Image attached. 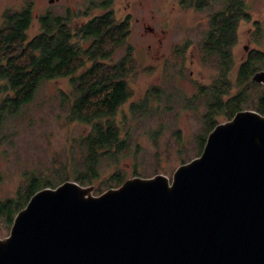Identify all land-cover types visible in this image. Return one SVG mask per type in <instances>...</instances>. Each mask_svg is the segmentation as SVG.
I'll return each mask as SVG.
<instances>
[{
	"label": "water",
	"instance_id": "water-1",
	"mask_svg": "<svg viewBox=\"0 0 264 264\" xmlns=\"http://www.w3.org/2000/svg\"><path fill=\"white\" fill-rule=\"evenodd\" d=\"M92 192L69 180L35 192L0 239V264H264V114L214 126L171 180Z\"/></svg>",
	"mask_w": 264,
	"mask_h": 264
},
{
	"label": "rangeland",
	"instance_id": "rangeland-1",
	"mask_svg": "<svg viewBox=\"0 0 264 264\" xmlns=\"http://www.w3.org/2000/svg\"><path fill=\"white\" fill-rule=\"evenodd\" d=\"M30 1L33 15L28 30L30 37L39 32V17L52 5L55 6L56 13L64 14L67 10L83 11L89 3L87 0H55L51 5L49 0ZM244 3L250 19L241 20L237 26L236 43L233 47L236 62L241 61V57L246 54L245 45L252 52L261 51L264 54V0H244ZM25 5V0H0V24L5 11H18ZM111 9L117 21H122L127 15L130 17L127 40L112 53L111 59L119 60L125 55L128 46H131L133 57L140 61L127 78L132 95L117 112L118 119L126 115L139 151L122 157L116 166L104 164L100 168L101 177L94 184L84 186H91L93 195H96L95 188L101 186L102 180L116 168L124 172L127 179L135 176L150 178L162 174L171 180L178 166L197 157L199 139L205 130L202 117L204 102L188 103L192 99V93H195L192 79L208 85L207 76L214 77L216 71L214 65H196L199 61L194 44L196 41L192 42L191 47L194 50L193 59H196L192 67L196 72L193 77L190 76L189 69L180 70L177 66L171 67L170 60L167 62L173 31L178 29L181 31L179 36H182L183 31L186 33L193 26L205 24L204 14L208 11L202 14L189 12L182 9L177 0H113ZM96 13L99 12L92 11V14ZM83 21L84 17L80 15L74 24L79 25ZM176 23L180 24L179 28H176ZM84 46H87L86 43ZM166 58L167 65L164 62ZM230 81V93H233L238 87L234 86V78ZM247 86L241 85L242 91L248 89ZM69 89L68 78L46 81L39 88L35 101L26 114L8 122L4 135L0 138V201L15 198L29 172L38 171L49 177L53 175V170L58 167L53 159L59 156L61 161H66L72 139L88 132L85 125L79 122L69 123L65 119L68 104L61 109L60 102L69 93ZM147 92L151 93L147 104L148 112L140 117H131L130 103L138 102ZM156 95L161 97L156 98ZM227 120L218 117L214 126ZM5 221V218H0V239L7 237L11 228Z\"/></svg>",
	"mask_w": 264,
	"mask_h": 264
},
{
	"label": "trees",
	"instance_id": "trees-1",
	"mask_svg": "<svg viewBox=\"0 0 264 264\" xmlns=\"http://www.w3.org/2000/svg\"><path fill=\"white\" fill-rule=\"evenodd\" d=\"M88 1L94 6L99 4L93 0ZM25 2L21 10H7L1 16L0 138L10 120L26 114L39 88L46 81L57 78H68L70 85L69 93L60 102L61 109L68 104L66 121L79 122L89 130L72 139L68 150L70 161L66 159L63 162L59 156L53 159L58 164L53 175L49 177L38 171L29 172L15 198L0 201V218H5L8 226L12 225L13 216L25 207L35 192L46 187L54 188L67 180L81 186L94 184L101 177L100 168L104 164L116 166L122 157L139 151L126 115L117 118L118 109L132 95L127 83L128 75L133 72L126 63L128 56L118 62L110 61L111 66L104 63L110 60V54L128 35L127 20L118 22L111 12L105 11L82 25H75L72 20L80 14L78 12L67 11L60 16L41 15L39 32L30 37L28 30L33 20L32 1ZM104 2V8L107 9L106 4H110L111 0ZM89 3L87 7L91 8ZM87 7L82 13L87 11ZM221 12L223 23L216 26L215 37L219 38V43L227 45L235 30L234 24L237 25L240 20H249L250 17L244 0H224ZM87 63L90 65L86 66ZM251 66H243L242 78ZM241 85L244 87L248 84ZM247 88L227 103L211 100L215 107L203 116L205 130L199 139L197 156L218 117L229 120L236 112L245 109L264 114V91L257 85H248ZM149 96L151 93L147 92L138 102L130 103L131 117H140L148 112ZM199 101L202 99L197 101L193 98L188 103L191 105ZM126 179L125 173L116 168L102 180L101 186L95 188V194L117 188Z\"/></svg>",
	"mask_w": 264,
	"mask_h": 264
},
{
	"label": "flooded vegetation",
	"instance_id": "flooded-vegetation-1",
	"mask_svg": "<svg viewBox=\"0 0 264 264\" xmlns=\"http://www.w3.org/2000/svg\"><path fill=\"white\" fill-rule=\"evenodd\" d=\"M96 1V0H93ZM178 4L182 9L187 10L189 12H198L199 14L205 11L206 14H204V20L205 24L202 23L201 26H193L189 29L188 32L183 31V35L179 36L181 31L177 29L173 31L172 35V45L170 50V56L164 60L166 65L167 62H170L171 67H178L180 70H184V68L189 69L190 76L193 77L195 69L193 67L194 60H196L194 57L193 49L191 47L193 46L192 42L196 41L194 43L196 45V56L198 58L197 66H201L199 64L208 66V65H214L216 67V71L214 72V77H209V84L203 85L200 84V82L192 79V85L195 88V93H192V99L198 101V99H202L203 106L204 107V114L205 116L210 112L212 108L215 107L214 102H211V100L217 99L218 101L222 102V104L227 103L231 100L234 96H236L237 93L240 91L242 92L241 84H248V85H257L262 88L264 91V85L263 83H258L254 80V76L257 73L264 72V54L261 53V51H255L252 52L248 45L244 46V50L246 54L244 57H241V61L236 62L235 55L233 53V47L236 43V33H237V26L238 24H234L235 30L233 31V35L229 40V43L227 45H224V43H219V38L215 37L216 35V26H221L223 23V15L221 12L222 3L224 0H177ZM99 3L97 6L92 5V2H90L91 8L87 7V11L84 12V10H78V11H70L73 13H80L76 16L79 17L82 15L84 17V21L81 22L79 25H82L86 23L87 21L91 20L94 17H97L100 13L103 12H111L113 15V10L111 9V5L113 3V0H111L110 4L107 5V9L104 8L105 2L102 1H96ZM49 3L52 5L55 3V0H49ZM85 7V8H86ZM97 10L99 13L92 14V11ZM66 11V12H67ZM48 14H56L61 15L60 13H56L55 6L52 5L51 7L47 8L42 16L48 15ZM201 17V15H200ZM76 18H74L72 21L76 22ZM129 15H127L122 21L127 20V23L129 24ZM117 21V20H116ZM118 21V22H122ZM179 23V19H178ZM78 24V23H76ZM257 25V23H256ZM180 27V24L176 23V28ZM129 28V27H128ZM152 31V30H151ZM130 32V29H129ZM129 35V33H128ZM127 35V36H128ZM178 35V37H176ZM127 36L124 40V42L127 40ZM195 37V39H194ZM181 40V41H180ZM221 44V45H219ZM221 50V52H220ZM111 55L109 56V61L106 60L104 63H106V66H111V63L118 62L121 59L127 57L126 63L128 64V68L136 69L140 61L133 57V49L131 46H128L125 55L120 58L117 61H114L111 59ZM190 57V58H189ZM190 59L187 62V59ZM168 59V60H167ZM167 60V62H166ZM111 61V63H109ZM252 65L248 68V71L244 78L241 76V71L243 66L246 65ZM178 68L176 70H178ZM196 74V72H195ZM204 72L202 71L201 75H203ZM177 75L179 73L177 72ZM180 76V75H179ZM234 78V86L238 87L235 89V92L230 93V86H231V79ZM240 85V86H239ZM227 93V94H226ZM247 110V109H245ZM241 111V110H240ZM227 120V119H224Z\"/></svg>",
	"mask_w": 264,
	"mask_h": 264
}]
</instances>
